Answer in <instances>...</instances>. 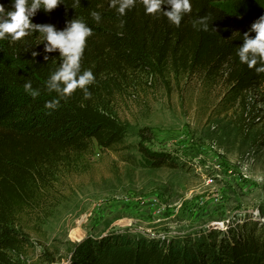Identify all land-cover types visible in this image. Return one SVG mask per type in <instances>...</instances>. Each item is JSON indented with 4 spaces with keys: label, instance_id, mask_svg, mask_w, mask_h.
Here are the masks:
<instances>
[{
    "label": "rangeland",
    "instance_id": "rangeland-1",
    "mask_svg": "<svg viewBox=\"0 0 264 264\" xmlns=\"http://www.w3.org/2000/svg\"><path fill=\"white\" fill-rule=\"evenodd\" d=\"M217 1L238 17L264 0ZM172 68L97 78L94 101L125 127L123 138L62 155L16 217L27 242L10 252L11 264H68L85 241L112 235L193 251L250 233L264 241V95L230 92L220 69ZM140 142L175 166H151Z\"/></svg>",
    "mask_w": 264,
    "mask_h": 264
},
{
    "label": "trees",
    "instance_id": "trees-1",
    "mask_svg": "<svg viewBox=\"0 0 264 264\" xmlns=\"http://www.w3.org/2000/svg\"><path fill=\"white\" fill-rule=\"evenodd\" d=\"M190 2L192 11L184 14L178 27L162 12L146 15L139 0L124 16L111 0H64L51 12L39 10L31 18L34 24H52L61 30L78 18L92 28L81 58V73L91 70L95 76L87 86L91 93L87 99L79 88L68 98L47 90L46 81L61 60L58 50L44 52L41 33L31 31L17 41L0 40V264H11L10 252L26 244V236L15 229L16 217L42 194L47 174L59 165L62 155L81 154L93 143L110 148L122 140L125 127L94 101L101 74L140 70L161 77L169 66L175 73L212 76L220 69L230 92L256 88L264 95V73L241 64L237 56L244 33L264 15V1L257 8L251 4L238 17L217 0ZM0 4L6 11L12 9L11 0ZM162 10L169 11L170 5H162ZM93 11L101 16L98 22L91 16ZM203 17H208L207 31L199 23L194 26ZM28 81L40 92L36 98L24 90ZM54 100H59L56 108L45 107ZM138 149L153 167L175 166L142 142ZM241 236L231 244L221 243L218 250L193 251L154 237L112 235L85 241L68 264H264V241L254 233Z\"/></svg>",
    "mask_w": 264,
    "mask_h": 264
},
{
    "label": "clouds",
    "instance_id": "clouds-1",
    "mask_svg": "<svg viewBox=\"0 0 264 264\" xmlns=\"http://www.w3.org/2000/svg\"><path fill=\"white\" fill-rule=\"evenodd\" d=\"M79 3V0H76ZM144 6L146 15H155L162 12L175 26H180L184 14L191 13L192 5L190 0H139ZM64 0H11L12 9L6 11L5 6L0 4V40L10 38L12 41L20 40L31 31L43 35L44 52L52 53L59 51L60 65L46 81L49 92L55 91L60 98L70 97L78 88L83 91L85 98H90L91 93L88 85L95 82V76L91 70L81 73V58L86 46V40L92 35L90 28L83 20L73 19L66 22V26L58 30L52 24H34L31 18L39 10L51 12ZM137 3V0H111V6L117 7L120 16L126 15ZM259 3V0H258ZM170 5L169 11H163L162 5ZM91 16L99 21L101 16L93 11ZM203 30L209 28L208 17L199 21ZM251 33H255L254 36ZM38 53L33 52V56ZM237 56L241 64H246L249 69H255L257 73H264V15L260 16L243 35V44L237 49ZM45 60L48 56L45 55ZM26 93L36 98L40 95L38 89H33L31 81L24 84ZM59 100L46 102L45 107L54 109Z\"/></svg>",
    "mask_w": 264,
    "mask_h": 264
}]
</instances>
